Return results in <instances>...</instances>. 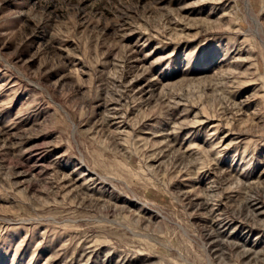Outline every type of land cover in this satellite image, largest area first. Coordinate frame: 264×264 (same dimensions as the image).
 <instances>
[{"label": "rangeland", "instance_id": "rangeland-1", "mask_svg": "<svg viewBox=\"0 0 264 264\" xmlns=\"http://www.w3.org/2000/svg\"><path fill=\"white\" fill-rule=\"evenodd\" d=\"M0 264H264V0H0Z\"/></svg>", "mask_w": 264, "mask_h": 264}, {"label": "bare ground", "instance_id": "bare-ground-1", "mask_svg": "<svg viewBox=\"0 0 264 264\" xmlns=\"http://www.w3.org/2000/svg\"><path fill=\"white\" fill-rule=\"evenodd\" d=\"M253 196V195H252ZM223 198V197H222ZM256 199V198H255ZM246 208V207H245ZM247 209V208H246ZM249 209V208H248ZM253 209V208H252ZM217 214V213H216ZM217 218V217H216ZM220 225V224H219ZM224 225V224H223ZM212 234V233H211ZM214 235V234H213ZM212 238V237H211Z\"/></svg>", "mask_w": 264, "mask_h": 264}]
</instances>
